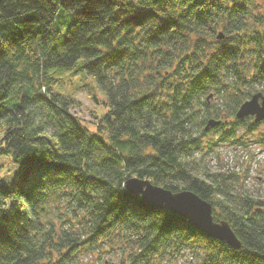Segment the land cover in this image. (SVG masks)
I'll use <instances>...</instances> for the list:
<instances>
[{"label":"trees","instance_id":"trees-1","mask_svg":"<svg viewBox=\"0 0 264 264\" xmlns=\"http://www.w3.org/2000/svg\"><path fill=\"white\" fill-rule=\"evenodd\" d=\"M59 4L79 9L66 33L52 26ZM79 60L106 96L94 129L53 89L54 70ZM257 91L264 0H0V156L19 164L12 184L0 179V264H78L105 246L114 264H161L182 248L194 264H264V197L205 160L264 125L236 116ZM209 118L221 121L205 130ZM132 175L198 193L241 246L150 207L124 186ZM61 197L58 223L46 210Z\"/></svg>","mask_w":264,"mask_h":264},{"label":"rangeland","instance_id":"rangeland-1","mask_svg":"<svg viewBox=\"0 0 264 264\" xmlns=\"http://www.w3.org/2000/svg\"><path fill=\"white\" fill-rule=\"evenodd\" d=\"M53 1L60 3L62 0ZM78 18L79 9H66L59 4L52 26L66 33L68 27ZM81 64L79 60L74 67L54 70L56 75L61 77L53 84V89L72 95L75 100L70 111L89 128L94 129L97 121L95 114L103 113L106 109L103 103L106 96L95 79L81 67ZM211 99L215 101V104L220 101L213 97ZM230 118L226 116L224 120ZM261 131L264 132L263 124H260L254 133L244 134L243 142L233 141V139L220 141L213 146L214 150L205 156V160L212 169L235 172V177H232L234 190L241 193L248 192L255 197H264V145L256 140ZM211 136H215L214 132ZM0 162L2 163L0 179L12 184L19 164L14 162L8 154H2ZM66 207L68 203L64 197L52 199L47 206L46 214L50 219H56L59 223L58 215L66 211ZM118 256L117 250L105 246L94 252L85 251L79 254L77 261L78 264H114L117 263ZM198 259L196 252L186 248L165 256L161 264H194Z\"/></svg>","mask_w":264,"mask_h":264},{"label":"water","instance_id":"water-1","mask_svg":"<svg viewBox=\"0 0 264 264\" xmlns=\"http://www.w3.org/2000/svg\"><path fill=\"white\" fill-rule=\"evenodd\" d=\"M224 36L219 31L217 38ZM211 95V93H210ZM254 115V121L264 119V93L257 91L245 99L238 109L236 116ZM221 120L209 118L205 130L215 126ZM124 186L129 192L140 195L142 200L155 209H167L177 216L189 220L198 230L206 235L226 242L233 247L241 246V240L226 219L215 220L213 205L191 189L172 190L155 184L148 178L132 175L126 178Z\"/></svg>","mask_w":264,"mask_h":264}]
</instances>
